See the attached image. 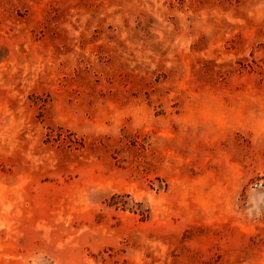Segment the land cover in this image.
Masks as SVG:
<instances>
[{
	"label": "rangeland",
	"instance_id": "rangeland-1",
	"mask_svg": "<svg viewBox=\"0 0 264 264\" xmlns=\"http://www.w3.org/2000/svg\"><path fill=\"white\" fill-rule=\"evenodd\" d=\"M0 264H264V0H0Z\"/></svg>",
	"mask_w": 264,
	"mask_h": 264
}]
</instances>
